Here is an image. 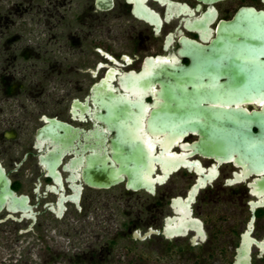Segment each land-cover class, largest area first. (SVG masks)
I'll return each instance as SVG.
<instances>
[{
	"label": "flooded vegetation",
	"instance_id": "obj_1",
	"mask_svg": "<svg viewBox=\"0 0 264 264\" xmlns=\"http://www.w3.org/2000/svg\"><path fill=\"white\" fill-rule=\"evenodd\" d=\"M46 2L42 9L34 7L31 0H21L0 11V25L3 21L6 28L8 22H14L12 17L35 9L44 16L46 41L57 43L60 56L59 61H48L47 72L62 75L58 98L33 99L36 109H28L18 102H6L8 106L3 107L0 95V164L12 190L28 196L34 206L36 220L28 233L42 226L43 233L48 231L51 236V225L58 228L51 220L60 221L66 227L63 234L75 238L79 245L74 254L80 264H101L108 250L124 238L142 243L145 251L157 252L159 264H264V166L249 168L239 160L234 147L221 143L237 109L259 110L262 105L224 100L226 77L219 69L214 70L218 74L197 79L192 75L211 73L212 64L225 66L227 57H232L225 51L226 27L247 19L254 23L264 20V0H112L108 8L100 7L98 0ZM40 20L38 16L37 24ZM57 26L58 35L50 34ZM179 67L189 70L181 73ZM70 73L75 76L68 77ZM84 74L91 84L82 95ZM106 85L125 102L103 107L100 97ZM171 87L176 96L182 95L181 88L187 92L203 88L205 95L199 104L204 117L198 119L203 131L194 123L183 124L187 122L184 118L165 124L150 121L152 110L178 104L165 99L164 91ZM13 91L14 86L8 87L5 99ZM87 97L89 111H84L78 104L85 105ZM52 107L56 111L50 110ZM105 114L107 119L102 117ZM43 116L75 130L59 131L65 140L57 168L63 182L62 197L47 190V186L59 189V185L39 162V156L47 153L46 146L53 148L47 140L42 150L36 146L37 131L46 124ZM36 123L39 126L31 135ZM201 138L206 140L202 149L194 145ZM117 142L134 144L136 151L144 154L154 151L153 177L172 170L163 182L154 183L153 194L128 190L124 174L122 182L108 189L85 182L88 156L96 163L98 157L107 158L106 165L113 169L120 166L119 154L135 151L121 149ZM15 144L18 148L10 150ZM169 155L172 157L163 160ZM78 186L79 209L71 200L65 201L66 196L76 195ZM61 201L65 210L58 218L45 204L58 211ZM6 214V210L0 213V220ZM117 217L128 223L113 231ZM168 217L173 218L171 238L163 234ZM32 222L9 219L0 223V252L4 246L13 249L19 243L18 235L27 234L21 230ZM150 228L157 233L142 240L133 238L135 231L143 235ZM104 236L105 246L99 244ZM84 248L86 252L81 251ZM2 261L0 258V264Z\"/></svg>",
	"mask_w": 264,
	"mask_h": 264
},
{
	"label": "water",
	"instance_id": "obj_2",
	"mask_svg": "<svg viewBox=\"0 0 264 264\" xmlns=\"http://www.w3.org/2000/svg\"><path fill=\"white\" fill-rule=\"evenodd\" d=\"M98 1L97 4L100 7L108 8L112 6V0ZM248 13L249 15H253L251 12ZM237 18L236 16L235 20ZM241 23L226 27L224 39L226 43L225 51L232 57H227L225 66L216 67L212 64L210 68L211 73H192V75L197 79V77L208 74H224L226 77V89L222 92L224 100L242 103L255 102L262 105L259 110L253 109L252 111H248L246 108L237 109L235 111V121L228 122L230 127L224 131L226 136H221V143L225 141L228 148L234 147L237 150L239 160L252 169L256 166H264V20L254 23L252 19H247L242 20ZM218 69L220 72L214 73V70ZM179 70L181 73H186L189 68L179 67ZM179 91L182 95L176 96L172 87L166 88L164 91L165 99L168 101L176 100L178 104L176 106L165 104L158 111L152 110L150 121L156 124H165L181 122L179 119L184 118L187 122L183 124L187 123L186 125H192L194 123L196 126L201 127L203 131L202 121H198V119L204 117V110L199 103L203 101L205 91L203 88L195 89L191 92H187L181 88ZM88 100L89 97L86 98L85 105L78 104L84 111H89L87 105ZM110 102L120 103L125 102V99L122 96L115 95L113 90L106 85L104 93H101L100 103L107 109V104ZM102 117L107 119L108 116L105 114ZM42 119L46 124L37 131L36 139L39 143L36 146L42 150L44 141L47 140L50 142V145H53V148L48 150L49 146L47 145V153L39 156V162L48 170V176L52 177L59 185V189H56L54 186H47V190L59 193L62 197L64 194L63 182L57 168L61 164L64 156L62 147L65 140L59 134V131L66 130L72 133L71 131L75 130L72 126L62 123L56 118L43 116ZM254 129L257 131L255 132ZM67 142L71 143V139L67 138ZM116 145L118 147L120 146L119 148L121 149L126 147L130 150L134 149L135 151L119 154L116 158L120 162V166L113 169L106 165L107 158L98 157V162L96 163L94 159L88 156V166L84 171L83 177L89 186L108 189L122 182L124 179L122 174H124L127 176L125 186L128 190H146L153 194L154 183L156 181L163 182L172 172V170H169L165 172L163 177L159 175L153 177L155 174L154 162L157 160L154 151L148 150L145 154L138 152L136 151L138 149L137 146L129 142H117ZM194 145L202 149L206 145V140L201 138ZM170 157L172 156L164 157L163 160L166 161ZM80 195L81 187L78 186L76 195L66 196L65 201L71 200L79 209ZM63 201L59 203L58 211L50 204H45V207L55 213L58 218H61L65 210ZM4 210L7 211V214L0 220V223L9 219L17 223H21L24 219H31L33 222L26 229L21 230V233H28L32 229L33 223L36 220L34 206L30 204L28 196L17 195L12 190L11 180L0 164V213ZM17 213H20V215L17 216ZM172 221L173 218L168 217L166 220L167 224L163 229V234L170 238L174 235L172 233ZM153 233H157V231L151 228L143 235L135 231L133 238L142 240ZM183 234L185 233L183 232Z\"/></svg>",
	"mask_w": 264,
	"mask_h": 264
},
{
	"label": "rangeland",
	"instance_id": "obj_3",
	"mask_svg": "<svg viewBox=\"0 0 264 264\" xmlns=\"http://www.w3.org/2000/svg\"><path fill=\"white\" fill-rule=\"evenodd\" d=\"M19 1L21 0H0V11H6L13 3ZM31 4L34 7L40 6L43 9L47 2L46 0H31ZM34 10L33 13H24L23 16L12 17L11 19L14 22H8L6 28L3 21L0 25V29L3 31V34L0 35V95L4 99L3 107L8 106L5 104L6 102H9V105L18 102L24 104L28 109H36L31 103L33 99H40L44 102L48 101L50 97L58 98L61 89L60 78L62 75L47 73L48 61L60 60L59 53L56 50L57 43L48 44L46 41L47 26L42 23L44 16L35 13ZM38 16L41 19L40 24H37ZM30 17H33V21ZM49 32L58 35V26L52 28ZM49 50L51 51L47 52ZM1 74L3 77H1ZM67 76L73 78L75 75L70 73ZM81 78L85 79L82 93L84 95L91 84V79L86 74ZM10 86H14V94L5 99L3 93ZM56 106L58 107L59 104H56ZM53 109V107L50 108V110ZM37 126H39V123H36L33 127L31 135ZM4 144L14 143L5 142ZM14 148H18L16 144L12 148L9 147L10 150ZM5 155L3 154V159L7 160V155ZM51 221L58 225V228L51 225V236L47 235L48 231L43 233V227L41 226L35 230V233L18 235L19 243L13 249L4 246L0 252V258L3 260L2 264H80L76 261L74 254L79 246L76 239L71 236L66 237L63 234L66 230L63 223L55 220ZM126 223L128 222L117 217L113 222L112 230L122 228ZM58 229L61 231H58ZM143 229L145 230V228ZM105 239H107L106 236L102 237L99 244L105 246ZM30 248H32V251L26 253ZM57 251L62 254L56 256ZM81 251L86 252L87 249L84 248ZM106 257L107 259L101 264H141L142 262L159 264L160 262L157 252H150L149 249L145 251L142 243L131 241L128 238L119 240L117 245L108 250Z\"/></svg>",
	"mask_w": 264,
	"mask_h": 264
}]
</instances>
